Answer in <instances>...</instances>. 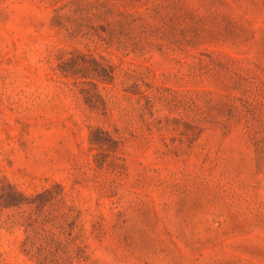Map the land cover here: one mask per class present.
<instances>
[{
  "label": "rangeland",
  "instance_id": "374dc122",
  "mask_svg": "<svg viewBox=\"0 0 264 264\" xmlns=\"http://www.w3.org/2000/svg\"><path fill=\"white\" fill-rule=\"evenodd\" d=\"M0 264H264V0H0Z\"/></svg>",
  "mask_w": 264,
  "mask_h": 264
}]
</instances>
